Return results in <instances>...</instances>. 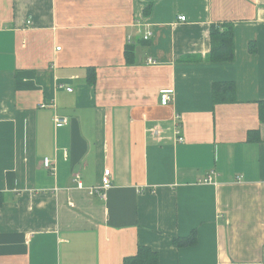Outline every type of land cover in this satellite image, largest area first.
I'll use <instances>...</instances> for the list:
<instances>
[{
	"label": "crops",
	"instance_id": "0c3cea01",
	"mask_svg": "<svg viewBox=\"0 0 264 264\" xmlns=\"http://www.w3.org/2000/svg\"><path fill=\"white\" fill-rule=\"evenodd\" d=\"M262 102L264 0H0V264H264Z\"/></svg>",
	"mask_w": 264,
	"mask_h": 264
},
{
	"label": "trees",
	"instance_id": "16d2710c",
	"mask_svg": "<svg viewBox=\"0 0 264 264\" xmlns=\"http://www.w3.org/2000/svg\"><path fill=\"white\" fill-rule=\"evenodd\" d=\"M210 43L211 49L207 56V61L209 63H230L233 61V27L231 25H212L210 27ZM88 72L91 73L92 70L89 69ZM89 82H91L90 77ZM212 97L215 104L234 102V85L231 83L213 84ZM259 121L264 123V102L259 105ZM250 135L252 134L248 135L249 139ZM195 242L196 237L194 233L188 238H177L173 240L174 245L178 248L192 246ZM123 264H158V257L156 253L152 252L149 248L139 247L137 253L132 257L126 258Z\"/></svg>",
	"mask_w": 264,
	"mask_h": 264
},
{
	"label": "built area",
	"instance_id": "2783aa9c",
	"mask_svg": "<svg viewBox=\"0 0 264 264\" xmlns=\"http://www.w3.org/2000/svg\"><path fill=\"white\" fill-rule=\"evenodd\" d=\"M178 20L180 22H185V17L184 16H179L178 17ZM149 36H150V33H147L144 36V40H148ZM57 50H59V49H57ZM149 62L152 63L151 61H149ZM66 91L67 92H72V90L69 89V88H67ZM159 97H160V105L163 106V107H165L168 104H170V102L172 101V99H173V91L172 90H164V91H161ZM55 122L56 123H66L65 120L59 119V118H55ZM154 134L157 136L158 135V132L155 131ZM176 135H178L177 139L179 141H181V137L179 136V132L178 131H176ZM43 166L45 168H47V169H50V162L47 159H45L43 161ZM110 177H111L110 170L109 169H105L104 170V173H103V176H102V179H101V184H102L101 187L100 188L88 189L89 195L97 194V195H100L101 197H105L104 191H107L111 187ZM74 182H76L77 183V186L79 188H81L82 184L80 182V176L79 175L76 174L74 176ZM203 182L204 183H210V177H208Z\"/></svg>",
	"mask_w": 264,
	"mask_h": 264
}]
</instances>
